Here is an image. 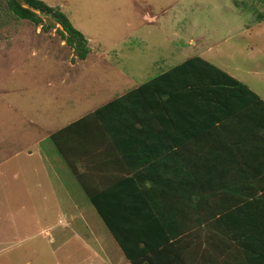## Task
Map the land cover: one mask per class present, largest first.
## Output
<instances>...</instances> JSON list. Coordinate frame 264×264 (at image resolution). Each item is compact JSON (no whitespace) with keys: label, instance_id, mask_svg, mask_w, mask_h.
Wrapping results in <instances>:
<instances>
[{"label":"rangeland","instance_id":"rangeland-1","mask_svg":"<svg viewBox=\"0 0 264 264\" xmlns=\"http://www.w3.org/2000/svg\"><path fill=\"white\" fill-rule=\"evenodd\" d=\"M43 1L90 50L0 0V264H109L112 235L51 134L194 55L264 98V0Z\"/></svg>","mask_w":264,"mask_h":264},{"label":"trees","instance_id":"trees-1","mask_svg":"<svg viewBox=\"0 0 264 264\" xmlns=\"http://www.w3.org/2000/svg\"><path fill=\"white\" fill-rule=\"evenodd\" d=\"M6 2L17 17L36 25L44 26L43 15L53 18L66 44L87 57L88 39L60 7L43 0ZM51 140L130 264L160 258L169 264H219L217 247L235 241L255 242L256 251L264 252V191L251 190L246 173L242 192L225 199L239 187L236 172L250 168L256 156L242 147L264 145V98L204 57H188L56 130ZM170 154L183 169L178 194L186 175L193 176L188 225L140 189L136 161L145 159L152 167ZM113 175L116 180H110Z\"/></svg>","mask_w":264,"mask_h":264},{"label":"crops","instance_id":"crops-1","mask_svg":"<svg viewBox=\"0 0 264 264\" xmlns=\"http://www.w3.org/2000/svg\"><path fill=\"white\" fill-rule=\"evenodd\" d=\"M95 109L91 110L90 112L94 111ZM89 112V113H90ZM88 114V113H87ZM86 114V115H87ZM85 116V115H84ZM83 117V116H82ZM78 120V119H76ZM74 120V121H76ZM72 121V122H74ZM71 123V122H70ZM69 124V123H68ZM67 124V125H68ZM66 126V125H65ZM160 150H163V146H159ZM58 150V149H57ZM242 151H249L255 153L256 156H252L250 159V168L244 169L240 168L236 173H239V179H236V186L239 187L236 189V192L233 194H225L227 198L233 197L237 198L239 195L238 193L242 192V185L247 184L248 181L244 180L243 177L246 173H249V177L251 180V190L252 187L259 188L260 193L264 191V145H253L249 148L242 147ZM59 152V151H58ZM60 153V152H59ZM238 156V155H237ZM243 160L244 158H240ZM188 161V158H187ZM136 163H138V169L136 170L139 172L140 182V189L141 191L148 197L150 202H157V205L160 206V210H164L169 215L170 213L174 214L176 217L184 219L185 224L188 225L189 221V211H190V196H189V188L192 189L193 183V176L189 178L186 175L187 181L185 183H180V187L182 189V193L178 194L177 189L175 187L176 184L179 185L180 176L183 177V169L179 171L178 165V158L176 155L170 154L168 156L162 155V159H158L154 162V165L151 167L150 164L145 162V159L139 158ZM183 164V161H182ZM68 166V165H67ZM122 166L125 172H128L126 169L128 167L127 163L123 162ZM174 166L176 169H174ZM151 167V168H150ZM46 166H44V169ZM182 174H181V173ZM45 173L49 175V173L45 170ZM126 174V173H125ZM115 175L110 177V180H116L117 178L114 177ZM116 178V179H115ZM190 180V183H189ZM58 183H61V180H57ZM63 181V180H62ZM60 186V184H59ZM81 186V185H80ZM82 188V187H81ZM83 190V189H82ZM133 191V187L126 191V193H130ZM85 193V192H84ZM220 197H225L224 195H220ZM32 201H35L36 198L33 195H30ZM131 198V196L129 197ZM221 199V201H223ZM182 202L185 207H181L178 202ZM153 202V203H154ZM193 209V208H192ZM259 216L262 221H264V210L260 209ZM185 217V218H184ZM235 220L238 219V216L235 215ZM191 218H192V210H191ZM184 224H182L183 226ZM112 235V234H111ZM113 242H110V263L109 264H130V260L125 255L123 250L120 248L118 243L116 242L115 238L112 236ZM120 250H119V249ZM258 248L255 242H244V241H235L230 243L229 246L224 245L223 249L222 246L219 245L218 255L219 256V264H264V252L256 251ZM203 257L209 256L208 252H203ZM205 259V258H204ZM101 262L92 260L89 264H107L104 259H98ZM168 261L164 258H160L157 260L155 264H169ZM204 263V260H203ZM204 264H210L208 260H205Z\"/></svg>","mask_w":264,"mask_h":264}]
</instances>
